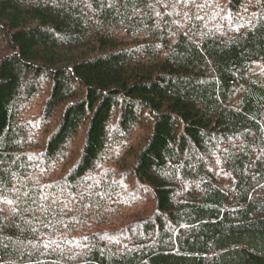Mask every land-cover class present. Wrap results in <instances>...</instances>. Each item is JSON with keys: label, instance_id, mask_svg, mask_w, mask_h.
Here are the masks:
<instances>
[{"label": "trees", "instance_id": "obj_1", "mask_svg": "<svg viewBox=\"0 0 264 264\" xmlns=\"http://www.w3.org/2000/svg\"><path fill=\"white\" fill-rule=\"evenodd\" d=\"M0 264H264V0H0Z\"/></svg>", "mask_w": 264, "mask_h": 264}]
</instances>
